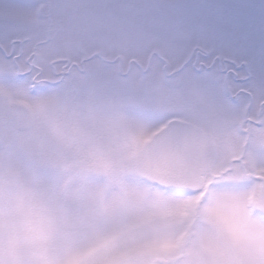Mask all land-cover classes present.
<instances>
[{
  "label": "snow or ice",
  "instance_id": "6c2138e0",
  "mask_svg": "<svg viewBox=\"0 0 264 264\" xmlns=\"http://www.w3.org/2000/svg\"><path fill=\"white\" fill-rule=\"evenodd\" d=\"M0 264H264V0H0Z\"/></svg>",
  "mask_w": 264,
  "mask_h": 264
}]
</instances>
